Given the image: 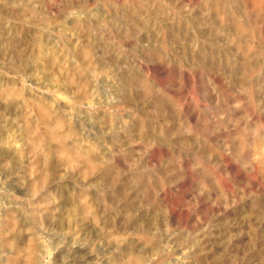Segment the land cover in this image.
<instances>
[{
    "label": "rangeland",
    "instance_id": "374dc122",
    "mask_svg": "<svg viewBox=\"0 0 264 264\" xmlns=\"http://www.w3.org/2000/svg\"><path fill=\"white\" fill-rule=\"evenodd\" d=\"M0 264H264V0H0Z\"/></svg>",
    "mask_w": 264,
    "mask_h": 264
},
{
    "label": "bare ground",
    "instance_id": "6f19581e",
    "mask_svg": "<svg viewBox=\"0 0 264 264\" xmlns=\"http://www.w3.org/2000/svg\"><path fill=\"white\" fill-rule=\"evenodd\" d=\"M45 105V104H44ZM142 260V259H141Z\"/></svg>",
    "mask_w": 264,
    "mask_h": 264
}]
</instances>
